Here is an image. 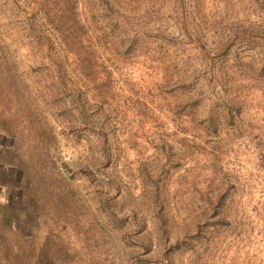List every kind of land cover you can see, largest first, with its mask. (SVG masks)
<instances>
[{
	"label": "rangeland",
	"instance_id": "1",
	"mask_svg": "<svg viewBox=\"0 0 264 264\" xmlns=\"http://www.w3.org/2000/svg\"><path fill=\"white\" fill-rule=\"evenodd\" d=\"M0 264H264V0H0Z\"/></svg>",
	"mask_w": 264,
	"mask_h": 264
}]
</instances>
